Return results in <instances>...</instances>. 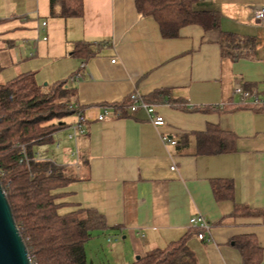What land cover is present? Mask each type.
Segmentation results:
<instances>
[{"label": "crops", "instance_id": "1", "mask_svg": "<svg viewBox=\"0 0 264 264\" xmlns=\"http://www.w3.org/2000/svg\"><path fill=\"white\" fill-rule=\"evenodd\" d=\"M79 1L81 14L63 18L50 13L49 0H0V78L34 72L38 84H50L81 73L71 83L85 132L68 137L73 114L34 151L38 159L74 167L61 213L77 204L105 217L108 229L91 231L85 243L87 261L98 264L88 249L101 239L114 240V252L131 259L190 232L196 264H242L235 240L245 237L260 249L251 264H264V108L234 92L240 86L264 93V26L254 15L264 0L193 5L217 11L220 31L253 40L251 52L236 60L221 54L218 29L187 24L165 37L135 0ZM77 42L94 55H73ZM132 92L155 105L163 125L154 126L142 108L123 107L121 115L98 120L104 105ZM206 133L200 145L216 148L221 139L234 148L199 153V134ZM162 135L176 143H163ZM194 215L211 225L201 239V230L189 226Z\"/></svg>", "mask_w": 264, "mask_h": 264}, {"label": "trees", "instance_id": "2", "mask_svg": "<svg viewBox=\"0 0 264 264\" xmlns=\"http://www.w3.org/2000/svg\"><path fill=\"white\" fill-rule=\"evenodd\" d=\"M198 1L135 0V5L141 15L153 16L165 37H175L180 26L197 24L206 30H219L223 56L231 60L247 56L253 40L220 31V14L215 10L193 9ZM49 5L52 15L63 18L78 16L82 11L79 0H49ZM3 21L0 19V23ZM72 54L86 59L94 52L85 43L77 42ZM129 95L109 104L125 108L131 103ZM82 107L77 88L68 77L38 84L34 72H26L0 82V184L31 264H93L86 259L85 243L91 231L108 229L104 215L94 208L75 204L70 211L61 213L59 209L67 204L61 199L66 194L64 189L77 178L74 167L35 156L34 146L49 142L52 133L66 125L64 118L82 111ZM213 129L222 134L218 128ZM206 137L199 139V153H220L234 148L225 146L221 139L216 148L200 145ZM48 170L50 173L46 175ZM227 187L231 190V183ZM189 235L187 232L163 248L148 251L131 264H196L187 246ZM235 246L242 264L258 259L254 253L260 249L250 237L235 240Z\"/></svg>", "mask_w": 264, "mask_h": 264}, {"label": "built area", "instance_id": "3", "mask_svg": "<svg viewBox=\"0 0 264 264\" xmlns=\"http://www.w3.org/2000/svg\"><path fill=\"white\" fill-rule=\"evenodd\" d=\"M255 18L257 19L258 23L262 26H264V4L259 6L255 13ZM42 25H45V22H42ZM43 39H46L44 37ZM112 62L115 61V59L111 60ZM83 66V64L81 65ZM81 76V73L77 71L76 73L72 74L69 79L70 81L77 80ZM235 93H238L241 96V101L243 103H246V101L249 100V103L264 108V93L262 95H259L256 91L254 90H245L240 86L235 87L234 89ZM131 99V103L127 106L129 111L133 112L137 110L138 108H142L145 110V112L148 115L149 121L154 125V126H161L164 124L165 120L162 115H160L154 104H150L146 101H144L141 97L140 94L136 92H132L129 95ZM119 116L121 115V109L119 107H114L110 104L104 105L102 108L101 113L98 115V120H105L109 116ZM75 121L71 124V133L68 135L69 138L76 137L78 135H81L85 132V117L82 113V111H79L75 114ZM161 140L163 143H170V144H175V140H172L169 138L167 135H162ZM75 168L79 169L78 163H75ZM173 168V167H172ZM50 173V170L46 171V175ZM189 226L191 227H197L201 231L198 233V238H203L204 237V232H209L211 225L210 223L202 216V215H194L189 219Z\"/></svg>", "mask_w": 264, "mask_h": 264}, {"label": "water", "instance_id": "4", "mask_svg": "<svg viewBox=\"0 0 264 264\" xmlns=\"http://www.w3.org/2000/svg\"><path fill=\"white\" fill-rule=\"evenodd\" d=\"M136 258H139L137 256ZM0 264H31L15 224L5 191L0 184Z\"/></svg>", "mask_w": 264, "mask_h": 264}, {"label": "rangeland", "instance_id": "5", "mask_svg": "<svg viewBox=\"0 0 264 264\" xmlns=\"http://www.w3.org/2000/svg\"><path fill=\"white\" fill-rule=\"evenodd\" d=\"M0 82H2L1 78H0ZM47 148L50 149L52 147L48 145ZM116 245L117 243L114 240L108 243L105 240L101 239V241L99 240L98 248H95L94 250H92V252L90 251V249H88L89 256L91 255L94 261L97 262L98 264H131L136 259V257L127 259L130 257L127 256V258H124V255L121 254L118 255L116 252H114Z\"/></svg>", "mask_w": 264, "mask_h": 264}]
</instances>
